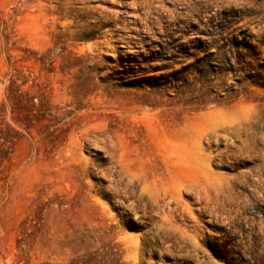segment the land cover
Segmentation results:
<instances>
[{
	"label": "rangeland",
	"instance_id": "rangeland-1",
	"mask_svg": "<svg viewBox=\"0 0 264 264\" xmlns=\"http://www.w3.org/2000/svg\"><path fill=\"white\" fill-rule=\"evenodd\" d=\"M0 264H264V0H0Z\"/></svg>",
	"mask_w": 264,
	"mask_h": 264
}]
</instances>
